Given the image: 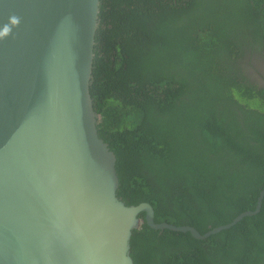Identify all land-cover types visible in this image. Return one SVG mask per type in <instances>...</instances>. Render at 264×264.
Here are the masks:
<instances>
[{"label":"trees","instance_id":"obj_1","mask_svg":"<svg viewBox=\"0 0 264 264\" xmlns=\"http://www.w3.org/2000/svg\"><path fill=\"white\" fill-rule=\"evenodd\" d=\"M247 44L264 47V0H101L91 92L127 204L201 232L256 207L264 89L237 71ZM131 246L135 264H264V202L205 240L144 222Z\"/></svg>","mask_w":264,"mask_h":264},{"label":"water","instance_id":"obj_2","mask_svg":"<svg viewBox=\"0 0 264 264\" xmlns=\"http://www.w3.org/2000/svg\"><path fill=\"white\" fill-rule=\"evenodd\" d=\"M100 13L101 0H0V264H135L144 222L205 240L262 209L264 188L201 232L119 196L91 92Z\"/></svg>","mask_w":264,"mask_h":264},{"label":"flooded vegetation","instance_id":"obj_3","mask_svg":"<svg viewBox=\"0 0 264 264\" xmlns=\"http://www.w3.org/2000/svg\"><path fill=\"white\" fill-rule=\"evenodd\" d=\"M238 73L242 72L243 81L256 87V90L264 89V47L247 44L245 54L237 61Z\"/></svg>","mask_w":264,"mask_h":264}]
</instances>
